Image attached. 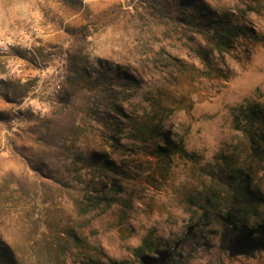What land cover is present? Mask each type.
<instances>
[{
    "label": "rangeland",
    "instance_id": "374dc122",
    "mask_svg": "<svg viewBox=\"0 0 264 264\" xmlns=\"http://www.w3.org/2000/svg\"><path fill=\"white\" fill-rule=\"evenodd\" d=\"M201 2L247 29L211 63L183 0H0V39L16 45L0 55V264H140L146 238L166 250L208 200L236 203L227 177L237 170L264 219V126L236 119L264 109V0ZM143 123H161L184 156L158 158L135 129ZM88 196L114 201L82 215ZM187 252L186 264H264L218 236Z\"/></svg>",
    "mask_w": 264,
    "mask_h": 264
},
{
    "label": "trees",
    "instance_id": "16d2710c",
    "mask_svg": "<svg viewBox=\"0 0 264 264\" xmlns=\"http://www.w3.org/2000/svg\"><path fill=\"white\" fill-rule=\"evenodd\" d=\"M186 5H192L196 9L201 21L192 19L191 24L204 29L207 42L212 48L210 51L203 49V58L208 62L213 53L224 55L229 53L239 41L247 34V29L241 25L231 11L221 10L218 12L206 5L201 0H183ZM129 79L132 77L124 74ZM118 111V108H116ZM157 113L155 118H158ZM126 116L125 114H123ZM171 115H169L170 117ZM244 119L249 126L256 124L264 126V109L258 105L251 104L245 108L239 109V115L236 119ZM155 120V119H154ZM139 134L145 137V141H153L155 155L160 159H168L172 155L180 154L184 156V149L174 141H171L162 131L161 123L149 125L143 123L135 128ZM264 139V134H263ZM93 164H102V168L116 172L112 167V162L107 160L103 154H94ZM97 162V163H96ZM229 187L233 192H238L234 197L236 203H232L228 210L224 211L218 208L208 200L205 205L200 206V217L198 221L188 228L181 240L169 244L166 250H160L155 246L150 238L143 241V246L136 250L135 254L140 264H186L191 256L187 252L188 244L199 238H209L218 236L223 243H227L228 250L238 252L247 259L256 258L259 253H264V219L258 220L257 213L252 203L259 200L248 189L247 179L243 172L237 170L227 177ZM114 199L108 197L88 196L86 199L77 203V209L82 215L90 213L94 208L98 209L101 205L111 206ZM217 224L219 227L217 228ZM216 225V226H215ZM149 253V254H148ZM107 262L100 264H124L106 259Z\"/></svg>",
    "mask_w": 264,
    "mask_h": 264
},
{
    "label": "built area",
    "instance_id": "2783aa9c",
    "mask_svg": "<svg viewBox=\"0 0 264 264\" xmlns=\"http://www.w3.org/2000/svg\"><path fill=\"white\" fill-rule=\"evenodd\" d=\"M15 46L16 45L10 40L0 39V55L8 56L12 52V50L15 48ZM27 50L30 51L31 49L27 48ZM21 72L22 71H19L18 73H12V75L21 74ZM53 75L55 77V80L49 81V86L52 87L51 89L54 95H59L63 90L65 77L62 75L59 69H55ZM16 121H17L16 119L12 121V124L14 126L16 125Z\"/></svg>",
    "mask_w": 264,
    "mask_h": 264
}]
</instances>
